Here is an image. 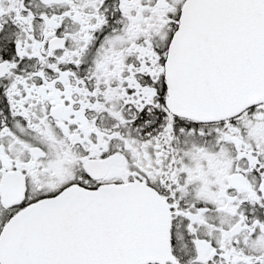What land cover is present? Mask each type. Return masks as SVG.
Here are the masks:
<instances>
[{
	"label": "snow or ice",
	"instance_id": "obj_1",
	"mask_svg": "<svg viewBox=\"0 0 264 264\" xmlns=\"http://www.w3.org/2000/svg\"><path fill=\"white\" fill-rule=\"evenodd\" d=\"M0 264H264V0H0Z\"/></svg>",
	"mask_w": 264,
	"mask_h": 264
}]
</instances>
